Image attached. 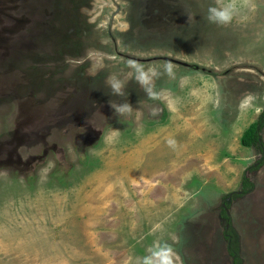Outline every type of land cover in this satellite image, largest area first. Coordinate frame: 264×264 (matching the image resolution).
Masks as SVG:
<instances>
[{
	"label": "rangeland",
	"instance_id": "374dc122",
	"mask_svg": "<svg viewBox=\"0 0 264 264\" xmlns=\"http://www.w3.org/2000/svg\"><path fill=\"white\" fill-rule=\"evenodd\" d=\"M252 2L219 26L206 19L214 0H0V264H135L156 240L176 264H233L232 243L241 264H264V152L240 140L264 112V0ZM130 59L175 66L155 81L159 99L128 75ZM260 136L264 147V125ZM195 142L226 194L209 198L220 189L201 186L195 165L196 190L178 201L189 207L162 206L143 157L157 146L174 180Z\"/></svg>",
	"mask_w": 264,
	"mask_h": 264
},
{
	"label": "clouds",
	"instance_id": "9594fccd",
	"mask_svg": "<svg viewBox=\"0 0 264 264\" xmlns=\"http://www.w3.org/2000/svg\"><path fill=\"white\" fill-rule=\"evenodd\" d=\"M255 5L252 0H214V4L207 9L206 19L219 26L230 25L240 13L241 9H254ZM130 69L128 75L132 76L136 83L144 89L149 99H159L161 91L155 88V81L162 75H167L170 79L175 78V66L170 61L163 63L162 69L153 65H145L135 59L127 62ZM186 79V78H182ZM106 84L116 96L124 95L125 82L118 78L117 75L111 74L106 80ZM252 94H246L241 101L240 108H244L251 100ZM110 107L114 110L115 115L123 116L131 114L133 107L130 103H116L109 101ZM119 130H113L112 135H118ZM170 146L173 142H169ZM177 253L172 244L167 241L156 240L146 249L143 256L135 259V264H176Z\"/></svg>",
	"mask_w": 264,
	"mask_h": 264
},
{
	"label": "crops",
	"instance_id": "0c3cea01",
	"mask_svg": "<svg viewBox=\"0 0 264 264\" xmlns=\"http://www.w3.org/2000/svg\"><path fill=\"white\" fill-rule=\"evenodd\" d=\"M198 124L200 125L201 122H198ZM196 135H198V136L201 135L200 131L196 132ZM227 139H229L231 141V139L229 137ZM200 140L201 141L199 143H201L202 140H204V139H202L200 137ZM240 140L242 141V139H240ZM199 143H196L194 145L195 148L193 149L192 155H188L189 153H187L184 158H180V159L177 158L178 161L176 162V164L179 166V169L174 173V175H177V176L172 177V178H175L174 180H171V177L168 179L166 177L167 176L166 174H168V173H166L165 171H164L165 173L158 172V170L162 169L160 166L163 163L162 160L165 159V156L163 158L160 157V153H157L155 156H152V154L156 150L157 146L153 150H149L150 152L145 157H143V167H144L143 171H142V172H144L143 176H144L146 181H148L150 183L151 182L154 183V186L151 187L150 189H148V192H150V197L152 196L154 199H157L160 202V204H162V206H171V205L177 206L178 205L181 207L182 205H184L182 203H184V201H186V200H187V204L192 203L194 198H192V201H191V199H184L182 201V203H178V201L180 200V197L181 198L185 197L184 196L185 193L192 194L196 190V188L192 187V185H191L192 181H193V177L196 173V171L193 170V166H195V165H204V167L198 171V173H201V175H199L200 178H198L201 180V186L207 185L206 188L211 186L213 189L215 187L217 189H220L218 191L217 190L215 191L216 194L214 192H212V194L210 196H208L209 198H213L214 196L216 197V195L218 193L220 196H221V194L222 195L226 194V189L228 190V187L230 185L227 183V181L225 179H223V177H221L219 174H217L216 178L213 179V178L209 177V179H207L206 176L210 175L211 172H220V171H217L216 168H212L211 166H210V168H208L207 165L209 164V162H212L211 160L214 159V155L212 154V151H209L208 153L203 152L202 154H200L198 151L200 149H203L205 146H201V144H199ZM197 144H199V145L197 146ZM227 147H228V145L226 146V148ZM149 154H150V157H149ZM197 155L202 156L203 163L193 165V161ZM148 159H149V161H148ZM173 160H175V159L171 158L170 160H168V162L170 163ZM180 165H182V167H180ZM158 174H162L161 178ZM189 176H191V177H189ZM204 178L207 180H205ZM180 181L186 182L184 190H188L189 192L188 191L178 192V195L177 194L175 195L176 197L178 196V199L175 202H173L172 201L173 194H171V192L176 188L178 190L180 189L179 188L180 185L176 186V182L180 183ZM223 190H224V192H222ZM190 197H191V195H190ZM210 200H212V199H210ZM188 207H185V205H184V208H188ZM166 210H168V209H166ZM168 212L169 213L172 212V215L176 214V210L174 208H172V210H168L165 213H168ZM173 224H174V221H173Z\"/></svg>",
	"mask_w": 264,
	"mask_h": 264
},
{
	"label": "trees",
	"instance_id": "16d2710c",
	"mask_svg": "<svg viewBox=\"0 0 264 264\" xmlns=\"http://www.w3.org/2000/svg\"><path fill=\"white\" fill-rule=\"evenodd\" d=\"M263 125H264V112H263L261 118L257 122H255L250 127V129H248L246 131V133L243 135L242 143L245 146L256 147L259 150H261V152H264V147L261 143V136H260V131L263 128ZM247 185H250V183H249V179L246 178L245 182H244V186L246 187ZM245 193H246V190L244 192L240 193L239 195L241 196V194L243 195ZM235 196H238V194H236ZM232 197H234V195H232V194L228 195L225 202H224V213H226V216H227L226 218L228 219L226 229L230 228V217L227 215V212H228V206L232 202V201H229V199L232 200ZM226 236L229 239H232V242H233V235H232V233H230V230L229 231L227 230ZM236 246H237L236 244H235V246H233V243H232L229 247V252L234 257L233 264H241V259L239 257L238 247H236Z\"/></svg>",
	"mask_w": 264,
	"mask_h": 264
},
{
	"label": "flooded vegetation",
	"instance_id": "af4514ba",
	"mask_svg": "<svg viewBox=\"0 0 264 264\" xmlns=\"http://www.w3.org/2000/svg\"><path fill=\"white\" fill-rule=\"evenodd\" d=\"M19 141H20V138H19ZM7 145H10V143H7ZM13 157H14V156H13ZM13 157H12V155H10V157H7V158L5 159V161H4V162H1V163H2V164L5 163V164H7V165H13V162H17V161H19V160H14ZM241 193H242V192H241Z\"/></svg>",
	"mask_w": 264,
	"mask_h": 264
}]
</instances>
